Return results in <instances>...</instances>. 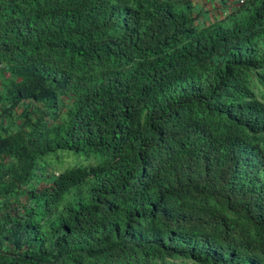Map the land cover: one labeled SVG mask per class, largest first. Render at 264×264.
<instances>
[{
	"label": "trees",
	"instance_id": "1",
	"mask_svg": "<svg viewBox=\"0 0 264 264\" xmlns=\"http://www.w3.org/2000/svg\"><path fill=\"white\" fill-rule=\"evenodd\" d=\"M198 16L0 0V264H264V0Z\"/></svg>",
	"mask_w": 264,
	"mask_h": 264
},
{
	"label": "rangeland",
	"instance_id": "2",
	"mask_svg": "<svg viewBox=\"0 0 264 264\" xmlns=\"http://www.w3.org/2000/svg\"><path fill=\"white\" fill-rule=\"evenodd\" d=\"M237 0H218L214 1L211 5H213L212 8H205L204 10H201L202 12H197V15L201 16L203 15L206 18V22L209 21H215L218 19V15L222 16L226 12L229 13L230 10H234L233 6L234 3ZM232 7V8H231ZM207 14H210V17H207ZM204 21H201L199 24L204 25ZM200 26V25H199Z\"/></svg>",
	"mask_w": 264,
	"mask_h": 264
},
{
	"label": "crops",
	"instance_id": "3",
	"mask_svg": "<svg viewBox=\"0 0 264 264\" xmlns=\"http://www.w3.org/2000/svg\"><path fill=\"white\" fill-rule=\"evenodd\" d=\"M214 1H218V0H193L194 4H195V13L197 12H202L201 10H204L205 8H212L213 5H211ZM234 1V0H233ZM236 3V2H235ZM234 3V4H235ZM235 6V5H234ZM207 17H210V14H207ZM219 18V15H218ZM197 19L199 20L198 23H200L201 21H204L206 23V18L201 15L198 16Z\"/></svg>",
	"mask_w": 264,
	"mask_h": 264
},
{
	"label": "clouds",
	"instance_id": "4",
	"mask_svg": "<svg viewBox=\"0 0 264 264\" xmlns=\"http://www.w3.org/2000/svg\"><path fill=\"white\" fill-rule=\"evenodd\" d=\"M238 4H240V3H239L238 0H237L236 3H235L234 5L237 6ZM235 6H233V8H234ZM231 8H232V7H231ZM230 12H231V10H230ZM230 12H229V13H230ZM229 13L226 12L224 15H228ZM224 15H222V16H224ZM218 19H220V16H219ZM218 19H217V20H218ZM196 21H197V23L199 22L198 19H197ZM209 22H211V21H209ZM198 24H199V23H198Z\"/></svg>",
	"mask_w": 264,
	"mask_h": 264
},
{
	"label": "built area",
	"instance_id": "5",
	"mask_svg": "<svg viewBox=\"0 0 264 264\" xmlns=\"http://www.w3.org/2000/svg\"><path fill=\"white\" fill-rule=\"evenodd\" d=\"M244 0H238L239 3H242Z\"/></svg>",
	"mask_w": 264,
	"mask_h": 264
}]
</instances>
